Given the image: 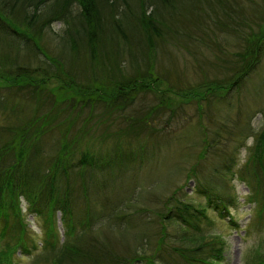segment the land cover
I'll return each instance as SVG.
<instances>
[{
    "label": "rangeland",
    "instance_id": "1",
    "mask_svg": "<svg viewBox=\"0 0 264 264\" xmlns=\"http://www.w3.org/2000/svg\"><path fill=\"white\" fill-rule=\"evenodd\" d=\"M67 1H70L66 5L69 17L76 19V25L80 24L79 19L83 21L80 7L74 0ZM171 2L174 9L165 11L157 2L151 1L148 7L145 4L147 13L153 10L162 12L167 28H163L160 37L153 38L152 46L143 41L142 47L133 42L134 39H142L143 35L138 27H134L136 20L132 22L134 16L131 15L139 12V0L97 2L105 28H112L115 33L124 30L127 37H123L121 32L118 35L113 32L109 37L113 41L111 52L122 51L119 57L121 71L115 75L131 77L138 71L146 72L152 68V76L160 79L155 92H140L123 110L97 107L91 111L89 105L72 107L65 100L57 102L56 96L61 93L55 89L59 86L54 80L57 73L54 67L50 70V60L38 51L39 54L34 57L23 50L22 56L31 62L33 69H40L39 66L43 65L50 78L46 87L38 93H32L27 88L22 91L12 88L1 90L5 100L0 99V133L4 136L2 130L15 127V124L22 125L26 118L37 116V127L46 122L43 128L46 131L38 133L48 153L60 140L61 131L67 127H72L70 134L78 128L84 130L80 133L85 134L88 133L86 128L90 129L92 139L75 150L74 163L81 151L86 150L98 169L105 173L99 176L96 166L86 168L87 173L83 177L89 187L85 198L80 177L76 175L81 166L76 163L73 166L76 183L72 188L74 196L81 197L77 200L79 213L95 217L97 225H94L96 229L91 236L95 233L98 240L92 236L93 239L110 246L113 255L126 260L141 255L154 264H186L173 251L176 243L172 234H178L173 220L167 225L168 236L164 242L158 241L161 236V213L166 215L169 207V219H179L173 209L174 200L167 203L174 197L191 207L205 208L207 219L200 223L199 228L205 234L222 238L226 246L221 264H251L248 261L255 256L253 249L264 240V212L263 218L259 217L258 211L255 212L258 208L254 203L256 199L235 172L245 164L247 148L253 145L254 134L264 129V49L244 83L224 97H208L209 100H203L198 107L197 101L201 99L197 96L187 100L176 93L200 94L207 89L205 83L215 87L235 75V67L240 66L239 54L246 48L251 35L264 28V0ZM48 5L44 6L47 8ZM64 30L63 21L53 20L49 27L43 28L40 44L49 57L57 60L56 65L62 66L64 72L71 75L72 83L89 85L93 79L102 81L109 77V74H103L112 68V60L99 58L89 63L88 51L85 52L82 45L75 50L69 48ZM121 39L129 40V43L117 44ZM20 40L21 44H25L26 41ZM130 49H137L138 53L129 55ZM159 90H162L165 99L170 97L175 101L167 106L171 108L164 104L165 107L158 108L145 118L151 129L132 135L128 143L127 137L118 139L112 135L120 129L127 130L130 121L126 118L139 121L156 108L162 97ZM174 94L179 98L177 101ZM205 132L209 137V147L203 148ZM201 153L204 154L200 158ZM144 154L143 160L134 156ZM127 164L128 167L121 168ZM192 169L194 177L190 176ZM196 183L200 191L194 189ZM208 188L213 195L210 205L203 193ZM21 205L25 213L23 200ZM84 205L90 212L83 210ZM26 220L37 245L34 256L41 252L40 243L44 234L42 218L27 214ZM57 226L61 235L60 213H57ZM16 256L19 258L13 260V264H29L33 257H21L19 253ZM259 256L264 259V248ZM145 263V260H137L131 264Z\"/></svg>",
    "mask_w": 264,
    "mask_h": 264
},
{
    "label": "trees",
    "instance_id": "2",
    "mask_svg": "<svg viewBox=\"0 0 264 264\" xmlns=\"http://www.w3.org/2000/svg\"><path fill=\"white\" fill-rule=\"evenodd\" d=\"M61 1L64 4H61ZM98 1L74 0L80 7L83 20L79 19L80 24L76 25V19L69 17L70 11L66 5L70 1L67 0H0V43H3L0 48V99L2 101L5 100V96L1 92L4 88L7 91L10 88L19 91L27 88L32 93H38L39 90L46 87V82L50 78L48 70L43 65L39 66L40 69H33L31 62L22 56L23 50L30 52L34 57L40 53L50 60L49 63L47 62L50 70L54 67L57 73L54 80L58 82L59 86L55 89H59L61 93L60 96L59 94L56 96L57 102L65 100L70 102L72 107L84 108L89 105L91 111L97 107H108L112 111L123 110L140 92H155L158 89L160 79L156 75L152 76V68H148L146 72L138 71L131 77L122 74L115 75L121 71L119 57L122 51L119 49L116 52L114 50L111 52L110 50L113 47V41L109 37L114 30L105 28L100 10H97ZM151 1L160 4L163 7L162 10L174 9L171 0H139V12L131 13L134 16L132 22L136 20L137 26L133 24L134 27H138L143 35L139 41L138 39L133 40L137 47L139 45L142 47L143 41H146L148 46H152L153 38L160 37L163 28L165 26L167 28L165 19L161 15L162 12L156 13L153 10V12L147 13V9L144 8L145 4L147 7L151 5ZM123 2L128 5L126 1ZM47 3L49 5L46 8L44 5ZM101 3L104 4L102 1ZM53 20L63 21L65 40H68L69 48L75 50L82 45L85 52L88 51L89 63L99 58L112 60V68L105 70L103 74H109V77L103 78L102 81L93 79L89 85L72 83L71 75L65 73L62 66H57V60L49 57L40 44L43 28L49 27ZM118 32L127 38L124 35V30H118ZM251 36L246 48L239 54L238 65L240 66L235 67V75L230 80L215 85V87L207 86L205 83L204 86L207 89L205 88V92L200 94H195V92L183 94L185 92H182L176 93V95L184 96L186 99L192 98L194 95L197 96L201 99L197 101L199 107L200 102L209 100L208 97H224L228 92L238 89L251 74L264 49V28ZM20 39L26 41L25 44H21ZM123 41L121 39L117 44L129 43V40ZM136 51L138 53L137 49H130L128 54L133 55ZM93 67L96 68V65L94 64ZM159 93L162 97L156 108H152L145 116L139 118V121L126 118L127 121H130L127 124V130L120 129L112 135L117 136L118 139L121 136L127 137L128 143L132 135H139L143 130L151 129L145 122V118H148L158 108L165 107L164 104L167 107L175 101L170 97L165 99L162 90H159ZM176 95L177 101L179 98ZM2 101L0 100V104ZM12 113L18 119L16 112ZM45 123H40V126L37 127L39 125L38 117L32 116L26 118L22 125L16 126L17 124H15V127L2 130L4 136L0 133V264H13V260L19 258L16 254L19 253L21 257L33 256V251H36L37 245L31 237L32 232L26 220L27 214L34 218H42L44 233L40 243L41 252L34 255L29 264H131L137 260H145V264H154L152 260L146 259L147 257L142 258L141 255L138 258L132 257L130 260L113 255L110 246L103 242H96L98 238L95 233L92 236L96 241L93 239L91 233L96 229L94 225H97L95 217L92 216V219L88 213L85 216L79 213L77 200L81 197L79 195L76 198L74 188H72L76 183L73 166L78 163L81 169L76 175L80 177L84 196L87 198L89 186L85 185L83 176L87 173V167L93 168L96 165L86 150L81 151L80 157L75 163L76 158L73 154L76 152L75 150H79L83 144L92 139V134L89 136L90 129L86 128L88 130L86 134L80 133L84 131L80 130L81 128L70 134L72 127H67L61 131V138L55 147L46 153L40 135L41 131H46L43 130L46 127ZM203 144L205 145L203 148L209 147V137L206 132ZM247 150L246 162L235 174L239 180L246 183L250 195L255 197L254 203L258 207L255 212L258 211L259 217L263 218L264 129L257 132L256 135L254 134L253 145ZM203 154L201 153L199 157H203ZM134 156L143 160L146 155ZM125 166L129 165H122L121 168H126ZM96 170H99L97 166ZM191 171L190 176L194 177V169ZM104 173L103 171L97 172L99 176H103ZM93 180L96 182L95 179ZM94 181L92 183H95ZM197 183L194 189L200 191ZM203 193L207 204L210 205L213 195L209 188ZM21 200L25 202V213ZM172 200H174L173 209L177 212L179 219H169L171 212L169 207L166 215L161 213L159 243L164 242L168 236L167 225L173 220L178 233L172 234V239L176 243L173 251L186 264H221L226 246L222 238L217 235L205 234L199 228L200 223L207 219L204 213L205 208L191 207L174 197L168 199L167 203ZM84 206L83 210L90 212V209L86 205ZM57 213H60L61 235L57 226ZM229 221L233 222V219H229ZM61 238L62 240H60ZM263 248L264 240L253 249L255 256L247 261L251 264H264L263 256H259L260 252H263Z\"/></svg>",
    "mask_w": 264,
    "mask_h": 264
}]
</instances>
